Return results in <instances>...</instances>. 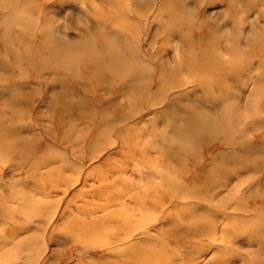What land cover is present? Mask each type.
Segmentation results:
<instances>
[{
  "label": "rangeland",
  "instance_id": "1",
  "mask_svg": "<svg viewBox=\"0 0 264 264\" xmlns=\"http://www.w3.org/2000/svg\"><path fill=\"white\" fill-rule=\"evenodd\" d=\"M0 264H264V0H0Z\"/></svg>",
  "mask_w": 264,
  "mask_h": 264
},
{
  "label": "bare ground",
  "instance_id": "2",
  "mask_svg": "<svg viewBox=\"0 0 264 264\" xmlns=\"http://www.w3.org/2000/svg\"><path fill=\"white\" fill-rule=\"evenodd\" d=\"M52 48H54V47H52ZM109 57H110V59H111V57L113 58V57H120V61L122 62V61H125L124 59H123V56L122 55H120V54H118V53H112V52H110V54L108 55ZM192 120V121H191ZM191 120H189V123H188V125H190L191 126V130H192V132L194 131V129L196 128V126L192 123V122H194V119H191ZM195 123V122H194ZM197 125H198V123H197ZM204 126H209L208 124H205V122H201L199 125H198V127L201 129V128H204ZM11 144H13V143H11ZM165 146V145H164ZM24 150V149H23ZM165 150V149H164ZM166 151V150H165Z\"/></svg>",
  "mask_w": 264,
  "mask_h": 264
}]
</instances>
